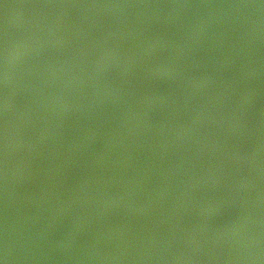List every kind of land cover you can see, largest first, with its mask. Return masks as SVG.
<instances>
[{
  "label": "water",
  "instance_id": "obj_1",
  "mask_svg": "<svg viewBox=\"0 0 264 264\" xmlns=\"http://www.w3.org/2000/svg\"><path fill=\"white\" fill-rule=\"evenodd\" d=\"M264 264V0H0V258Z\"/></svg>",
  "mask_w": 264,
  "mask_h": 264
},
{
  "label": "clouds",
  "instance_id": "obj_2",
  "mask_svg": "<svg viewBox=\"0 0 264 264\" xmlns=\"http://www.w3.org/2000/svg\"><path fill=\"white\" fill-rule=\"evenodd\" d=\"M6 260H7L6 257L0 258V264H6Z\"/></svg>",
  "mask_w": 264,
  "mask_h": 264
}]
</instances>
